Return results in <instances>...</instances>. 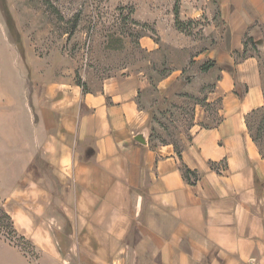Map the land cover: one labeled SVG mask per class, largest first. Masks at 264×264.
<instances>
[{
    "label": "crops",
    "instance_id": "obj_1",
    "mask_svg": "<svg viewBox=\"0 0 264 264\" xmlns=\"http://www.w3.org/2000/svg\"><path fill=\"white\" fill-rule=\"evenodd\" d=\"M215 1L205 0L211 23L192 59L199 68L208 64L201 74V84L211 86L205 103L190 99L201 92L193 94L182 70L156 82L161 103H193L181 159L174 144L149 139L152 82L142 72L107 77L87 92L59 82L38 89L27 112L25 171L17 177L27 181L28 194L51 198L57 215L48 226L63 231L54 241L67 243L65 229H72L69 238L83 251L65 255L52 238L33 236L39 263L47 256L60 264L68 257L264 264V158L247 127L264 106L260 61L250 54L264 44V0ZM142 44L158 48L150 38ZM209 105H217L214 114ZM222 163L221 172L211 167ZM182 165L198 174L195 185Z\"/></svg>",
    "mask_w": 264,
    "mask_h": 264
},
{
    "label": "rangeland",
    "instance_id": "obj_2",
    "mask_svg": "<svg viewBox=\"0 0 264 264\" xmlns=\"http://www.w3.org/2000/svg\"><path fill=\"white\" fill-rule=\"evenodd\" d=\"M175 3L176 0H0V209L11 217L15 231L10 234L1 212L4 228L0 229V264H60L47 256L39 263L41 245L33 242V236L46 241L52 238V246L65 255L82 251L69 238L72 229H65L67 243L54 241L53 237L62 238L63 231L48 226L57 215L48 207L51 198L41 192L28 194L27 181L17 177L23 175L27 160L28 108L43 84L75 83L87 88L110 76L142 72L152 82L145 102L153 109L150 141L175 144L181 149L190 138L192 101L205 103L204 97L211 89L201 84V74L208 64L202 69L192 59L196 47L201 49L204 29L211 22L203 14L208 6L205 0H180L182 26L177 28ZM145 38L153 40L158 48H145ZM254 50L250 54L260 61L264 87V44L260 51ZM175 70L184 71L193 94L201 92V98L187 95L190 103H161L156 82ZM205 107L212 114L217 109V105ZM247 127L264 158V106L249 116ZM224 167L222 163L219 172ZM30 230L31 238L26 236ZM63 262L127 264L124 260L75 261L69 257ZM145 262L159 264L157 260Z\"/></svg>",
    "mask_w": 264,
    "mask_h": 264
},
{
    "label": "trees",
    "instance_id": "obj_3",
    "mask_svg": "<svg viewBox=\"0 0 264 264\" xmlns=\"http://www.w3.org/2000/svg\"><path fill=\"white\" fill-rule=\"evenodd\" d=\"M179 3H180V0H176V3H175V7H174V14H175V24L177 26V28H180L182 26V21H180V6H179ZM208 67L206 66L205 67V70L207 69ZM84 88V91L87 92V88L85 85H80ZM161 144H167V143H161ZM175 145V144H174ZM176 147V150H177V155L179 157V159H181V149L177 148V146L175 145ZM214 170L218 171L219 172V169L216 165H212L211 166ZM181 170L183 172V175H184V178L185 180L190 184V185H195L197 183V181L199 180V176L197 173L195 172H192L190 171L189 169H187L184 165L181 166ZM3 213L2 216H4V218L7 220V228L10 229V234H12L13 232V224L11 222V217L4 213L1 209H0V213ZM2 221H0V229H3L4 228V225L1 224Z\"/></svg>",
    "mask_w": 264,
    "mask_h": 264
},
{
    "label": "water",
    "instance_id": "obj_4",
    "mask_svg": "<svg viewBox=\"0 0 264 264\" xmlns=\"http://www.w3.org/2000/svg\"><path fill=\"white\" fill-rule=\"evenodd\" d=\"M138 140H140V139H138Z\"/></svg>",
    "mask_w": 264,
    "mask_h": 264
}]
</instances>
